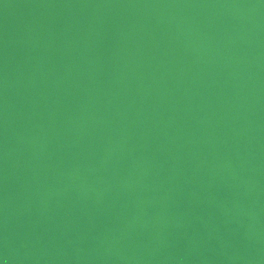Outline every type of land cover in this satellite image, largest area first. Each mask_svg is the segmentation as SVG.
Masks as SVG:
<instances>
[{"label":"water","instance_id":"obj_1","mask_svg":"<svg viewBox=\"0 0 264 264\" xmlns=\"http://www.w3.org/2000/svg\"><path fill=\"white\" fill-rule=\"evenodd\" d=\"M0 264H264V0H0Z\"/></svg>","mask_w":264,"mask_h":264}]
</instances>
